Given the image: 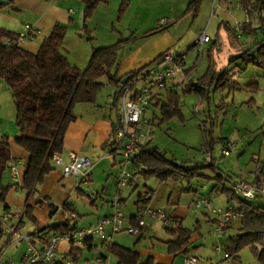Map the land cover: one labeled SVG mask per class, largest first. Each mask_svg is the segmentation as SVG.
Returning <instances> with one entry per match:
<instances>
[{
	"label": "crops",
	"instance_id": "0c3cea01",
	"mask_svg": "<svg viewBox=\"0 0 264 264\" xmlns=\"http://www.w3.org/2000/svg\"><path fill=\"white\" fill-rule=\"evenodd\" d=\"M123 1L124 0L121 1V4L123 3ZM127 1L129 2V5L126 13L121 20H118L119 11L117 15L114 14V6L112 5L111 0H109L108 3H101L98 5L93 16L88 20V27L90 29L91 36L93 37V41L91 43L88 40L86 43L85 41H83L85 37L88 39V35L83 31V25L80 24V15L82 11L85 12V4L82 0H16L13 5L5 4V6L0 8V27L19 34L20 40L18 41V44L25 50L36 54L40 50L43 41L51 35L54 26L57 23H61L67 26V33L60 50L72 64L79 67L81 64L78 61H82V63H87L88 65L94 47L115 45L122 41V44L118 47L117 50V61L111 69L112 73H116L118 77H121L133 70L142 67L149 68L154 65L157 60H159L163 52L171 51L170 49L172 47L180 43L182 37L181 35H183V32L180 34L175 33L173 31L174 27H168L165 22L164 24L161 23L164 29L155 34L149 36L146 35V33L151 29L134 31L132 30L131 32L127 31L128 35H125L126 37L122 38V31L127 27V24H125V18L132 5H134L133 0ZM222 6L223 8H226V5L223 4ZM226 23L230 28L231 24L228 22ZM26 25H30V29H27ZM218 37L219 33H217L213 38L215 40H218ZM100 40H105L106 43L99 44ZM83 43L87 45H83ZM211 48L213 47L209 46V49ZM199 58L200 55L196 57V61ZM201 58L203 57L201 56ZM187 65L188 64L186 57L185 64L182 68V72L186 75L193 70H191V66L190 68H186ZM176 77L171 80V82L169 81L168 84L170 88H173L177 91V85L182 83L184 86V84L186 83V78L183 79V82H178L176 80ZM257 85L259 86L258 83ZM6 86L7 84L3 80H0V137L6 136L8 138L11 146L12 157H16L21 161L20 171L23 180L30 155L16 143V139L21 136V132L19 130L17 131V129H13L9 132V130H6L4 128V125L7 122L12 124V122L16 119V107L14 111L8 103V97H3V95L7 94L8 92L7 88L9 87ZM114 90L115 87H112V89L106 94L105 97L102 96V94L101 96L98 95L96 102L93 104L79 103L76 105V120L69 126L67 130L64 138L63 152L61 153L65 160L68 159V154L70 152L84 154L93 159L95 165L92 169V177L89 182L98 179L97 182L101 185L99 191L96 190L98 192V198L91 199L92 205L96 209L95 212H92L93 216L91 217V219L85 221V223L83 222L84 219L82 215L76 210L73 203H69V198L65 199V194L67 193L69 188L70 190L74 188V190H78L81 192H84V190L81 186L76 187L74 178L63 177L61 168L53 165V170H51L45 176L43 183L38 186L33 195L31 207L34 219H30L34 222V226L29 231H25L24 228L27 224L25 220L27 216H24L26 192L22 188V185L13 186L10 174L7 171L5 182L10 183L12 185V189L9 191L5 203L0 204V215L7 212L11 217V224L14 225H17L22 219L23 226L19 229L21 232L30 234L37 230H42L47 226L53 224L52 221L57 219H60L59 223H63L65 222L64 213L66 212L75 213L76 217L72 218L70 221L77 228L96 223L102 218L112 214V201L106 200L107 210H104V206H100V204H98V199L100 197L102 200H104L105 197L110 195L116 182L115 180L117 165L115 164V160L116 158L118 159V157L114 158L113 156H111L110 149L113 124L116 119V105L114 104L113 100ZM161 97H163L161 100L163 101L165 98L164 95H162ZM158 101H154L151 105L160 107L159 105L155 104ZM12 102H14V100ZM222 140H224L225 142L229 141V139L227 138H223ZM13 144L15 145L13 146ZM261 162L262 160L259 159L256 168L251 171L252 178L247 179L248 181H253V178L256 175L257 168ZM216 168L220 170L217 166ZM220 172L223 173L221 170ZM205 174L213 176V174ZM229 178L230 184L228 187H230L231 183L238 180L231 178V176H229ZM135 180L136 177L125 187H132V185H136L137 187L138 184L134 183ZM206 181H208L209 183L212 182V187L209 193L205 190L204 194H200V189L194 187V185H192L191 183H189L188 185H183V181H179L181 182V188H179L181 192L186 191L190 193V191H192L196 194V196L192 200V206L196 207L195 201L202 196H207L211 198V200L213 199L212 202H215L214 204L216 205H213L216 208L225 209V207L227 208L228 206H233L235 207V209H241V204L239 202L237 204H232L229 199H227V204H225L224 207L220 191L221 187L214 188V181ZM20 189L22 199L17 198L19 197L17 192H19L18 190ZM134 189L135 188L131 190L135 191ZM132 191L130 192L129 197L133 194ZM145 191L146 189L142 193H140L139 196ZM153 191L154 195L146 204V208L164 209L171 219L170 223L166 224L161 220L146 217V224L141 229V233L134 234L137 235V239H135L134 243L133 241L130 243L126 242L125 240H121L120 238H118V236H116V233H112L111 226H108L106 237L100 236L101 243L97 242L94 237L87 239L82 245L78 246L71 245L66 241H62L59 245L60 250L67 253H72L73 250L77 248L81 249L80 257L85 258L87 263L89 264L94 263L89 262L90 258L86 257V254L91 255V258L96 259V262L98 258H101L103 260L102 264H118V257L111 253L109 244L107 243L108 237H110L109 239L111 243L119 244L126 248L138 251L140 254V264H144L149 257H153L156 264H184L186 257H196L197 264H199L200 256L198 255L197 251L199 248H202L204 244L202 235L200 231H198L197 224L194 228H191L187 224H185L190 215L191 205L181 206L179 204V199L173 201L171 195L166 201L167 206H170V210L164 208L163 206H154L153 198L156 195V191ZM119 199L121 201V207L126 208L129 201L128 198L122 196V191L119 194ZM136 201L137 200H135L134 202L133 209L129 212H124L122 210L127 223L131 225H135L132 222V217L139 215L138 205L136 204ZM251 201L255 206L264 207V196L257 197L255 199H252ZM64 204L67 205V208L63 207ZM15 205L20 207L21 212L16 213L14 211L13 207ZM204 210L206 211L204 212L205 216L212 220L211 222L214 225H217L219 215L214 211L206 209ZM209 212H212L214 214V218L210 215ZM16 215H18L19 217ZM79 217L81 218V224L79 223ZM176 220L183 221L184 225L192 231V235L190 244L187 248V252L173 255L168 252V246L166 244V241L172 239L173 237L168 233V236L164 237L162 235V232L163 230L166 231L167 227H173ZM196 223H198L200 226L202 225L201 219L199 217H197ZM241 232V218H234L228 223L224 233H222L227 243L226 253L230 254V256L226 257L225 259L232 258L233 260H237V257L241 259V252L235 253L231 248V240L241 234ZM148 237L150 239V242L147 241ZM6 241L7 239L4 238L0 243V249L4 252L2 264H7L8 261H12L13 264H17V261L20 260L21 253L26 249L27 245L25 242H21L14 245L15 247L12 246L7 248L5 246ZM35 241L37 243H41L40 239L37 240L35 238ZM154 241H156V243ZM147 242L149 243V245H147ZM80 257L75 264H83L82 261H80ZM96 264L99 263L97 262ZM251 264L261 263L257 260Z\"/></svg>",
	"mask_w": 264,
	"mask_h": 264
},
{
	"label": "trees",
	"instance_id": "16d2710c",
	"mask_svg": "<svg viewBox=\"0 0 264 264\" xmlns=\"http://www.w3.org/2000/svg\"><path fill=\"white\" fill-rule=\"evenodd\" d=\"M7 1L8 5H13L16 0ZM82 1L85 4L83 31L88 35V41L92 42L93 37L88 27V20L93 16L99 4L108 3L109 0ZM200 2L201 0H192L190 5L198 6ZM128 5L129 2L124 0L119 8L118 20L122 19ZM3 6L5 4H0V8ZM250 8L251 14L259 15L260 20L264 22V0H256ZM225 25L229 27L227 23ZM244 27L246 30H254L251 23L245 24ZM162 29H164L163 26L156 27L148 31L146 35L155 34ZM66 33L67 26L57 23L51 35L43 41L38 53L33 54L18 44L19 34L0 27V80H3L10 88L16 107L15 120L21 132L16 143L30 155L22 188L26 192L24 216L32 219H34L31 207L33 195L38 186L43 183L45 176L53 170L52 157L54 154L63 152L67 130L76 120V105L95 103L100 91L105 87L103 81L105 77L116 90H120L146 68L133 70L121 77L111 72L117 61V50L122 41L115 45L94 47L91 59L85 68L74 65L60 50ZM7 39L13 42L8 43ZM239 58L243 60L245 66L249 63L264 66V43L258 42L242 51ZM126 78L127 80H125ZM184 86L187 92L196 93L201 100H210L213 93L225 89H236L239 84L231 79L226 70L217 69L210 64L203 76L197 80H189ZM249 86L253 89L258 87L257 83H251ZM162 95L165 97L163 101H161ZM153 99L160 100L155 104L161 108L162 122L176 116L183 118L180 96L173 88L168 87L159 94V97L155 96ZM116 100L115 96V105ZM202 122L205 137L204 147L210 155V160L199 163L195 167L186 168L183 163L178 164L176 159L168 158L150 141L151 151L144 150L140 154L143 167L138 175L145 178L156 176L162 182L168 180L190 182L195 177H204L209 181H214V188L221 187V193H225L230 201L237 199L241 204L242 232L231 240L232 250L239 253L243 248L250 247L256 259L264 264V207L255 206L251 200L236 197L231 188L226 185L227 177L216 168V159L212 154L215 143L212 130L207 129L206 118ZM211 125L213 126V123ZM216 141L225 144L222 139ZM11 158L12 151L8 138L2 136L0 137V204L5 203L9 191L12 189V185L5 182L8 171L7 163ZM205 169L213 170V176L203 173ZM252 182L258 185L264 184V161L259 164ZM153 195L154 191L149 188L139 196L136 201L139 215L132 217L133 224L137 225L141 214L146 209V204ZM63 207L67 208V205L64 204ZM10 221L0 220V243L5 237H9L7 232L9 225H13L18 231L23 226L22 219L17 225L11 224ZM75 228L77 227L70 220H66L63 223L51 224L38 231L46 233ZM166 231L173 237L166 241L168 252L173 255L186 253L192 231L183 224V221L176 220L175 225L167 227ZM109 249L112 254L118 257V264H140V254L136 250L115 243H111ZM70 254L76 263L81 256V249L77 248ZM144 264L156 263L153 257H149Z\"/></svg>",
	"mask_w": 264,
	"mask_h": 264
},
{
	"label": "rangeland",
	"instance_id": "374dc122",
	"mask_svg": "<svg viewBox=\"0 0 264 264\" xmlns=\"http://www.w3.org/2000/svg\"><path fill=\"white\" fill-rule=\"evenodd\" d=\"M111 1L114 6V14L117 15L122 0ZM133 1L134 5H132L125 18L127 27L122 31V38L128 35L127 31L146 30L162 26V19H166L165 24L168 27H174L173 31L175 33L180 34L183 32L180 43L170 50L174 53L188 51V65L186 68L191 66V70H193L187 75L181 70L176 77L178 82H183L184 78H186V82L191 79L197 80L206 73L210 64H212L217 69L226 70L231 79L239 84L236 89L217 91L211 95L210 100L201 101L196 93L187 92L185 86L180 83L177 85V92L180 96L183 118L176 116L162 122L161 108L151 105L147 109L146 117L153 119L154 123L148 125L146 139L148 141L151 140L152 145H155L161 152L165 153L168 158L176 159L177 162L183 163L186 168L195 166L198 163L207 161V157L210 156L204 147L205 137L202 128V121L206 118L207 129L212 130V137L215 139L212 154L216 159V166L227 177L226 185L229 186L230 184L229 176L233 179H251V171L256 168L258 160L264 161V66H257L253 63L245 66L242 59L232 60V57L249 49L258 42L264 43V22L260 20L259 15L253 14L251 25L254 30L245 29L244 33L238 36L233 31L234 24L236 21L243 20L245 13L236 11L234 14H230L222 5H218L214 11L212 0H201L198 6L195 4L190 5L192 0ZM226 22L231 24L230 28L225 25ZM205 28L208 34L213 37L219 33L218 41L221 44V48L216 49L213 47L209 49L207 47L201 55L203 58L200 56L196 61L198 53L191 46ZM87 40L85 37L83 41L86 43ZM85 43L83 45H87ZM103 43H106V41H99V44ZM78 62L81 64H79L80 67L85 68L87 66V63ZM103 81L105 82V87L100 91L99 96L102 94L105 97L113 85L108 82L106 77ZM254 82L259 84L256 89L249 86ZM7 89L8 92L3 97H8V103L15 111L11 90L10 88ZM211 123H213V126ZM4 128L9 130V132L13 129L19 130L16 120L12 124L7 122ZM223 138H227L231 143H234L228 156H223V145L220 141H216ZM203 172L214 173L211 169H205ZM206 180L208 179L204 177H195L190 182L184 180L182 183L183 185L191 183L194 187L200 189V194H204L205 190L209 193L212 187V182L209 183ZM97 181L98 179H95V181L83 183L81 187L84 192L74 190V188L71 191L69 188L65 194V199L69 198V203L75 205L76 210L82 215L84 223L91 219L93 216L92 212L96 211L92 205L89 193L92 190L99 191L101 185ZM134 183H137L138 186L132 185V187L129 186L122 189V196L128 198L129 201L126 208L121 207L124 212L132 210L139 194L149 188L156 191V195L153 198L154 206H163L170 210V206H167L166 201L171 195L173 201L179 199L181 206L191 205L190 215L185 224L191 228H194L197 224L198 231L202 235L204 244L197 251L200 256L199 264H251L257 261L250 247H245L241 250V259L239 260L225 259L227 243L224 235L216 231V225L205 216L204 212L206 211L204 209L192 206V200L196 194L192 191L190 193L181 192L179 189L181 188V182L175 183L173 180L162 182L156 176L145 178L142 175H136ZM133 188H135V191L131 190ZM18 191L19 197H17V193L16 197L22 199L21 189ZM131 191L133 194L129 197ZM117 193V188L114 185L112 192L104 200L99 197L98 204L104 206V210H107L106 200L113 201ZM221 197L225 207L228 196L225 193H221ZM238 202L237 199L231 200L232 204H237ZM13 208L16 213L21 212L20 207L17 205ZM209 213L214 218V214L212 212ZM197 217L201 219V226L196 223ZM80 219L79 217V221ZM25 220L27 224L26 227L24 226V230L29 231L34 226V222L28 217ZM59 222L60 219L52 221L53 224H58ZM79 223L81 224L82 222L80 221ZM162 235L164 237L168 236L165 230H163ZM116 236L130 243L132 241L134 243L135 239H137V235L129 234L127 231L116 233ZM5 238L7 239V237ZM94 238L101 243L100 236L95 235ZM147 239L150 242L149 237ZM148 242L147 245H149ZM154 242L156 243V241ZM24 252L25 250L21 253L17 264H33L23 261ZM85 256L90 258L89 262L97 263L96 259L91 258V255L86 254ZM80 261L83 264H89L85 258L80 257Z\"/></svg>",
	"mask_w": 264,
	"mask_h": 264
},
{
	"label": "built area",
	"instance_id": "2783aa9c",
	"mask_svg": "<svg viewBox=\"0 0 264 264\" xmlns=\"http://www.w3.org/2000/svg\"><path fill=\"white\" fill-rule=\"evenodd\" d=\"M255 1L213 0V9L215 11L218 5L224 4L226 5L227 12L230 14H234L236 11L244 12L245 18L236 21L233 29L240 36L245 31L244 25L252 22L250 6ZM165 22L166 19L161 20L162 24ZM26 28L30 29V25H26ZM7 42L11 43L13 41L7 39ZM210 45L216 49L221 48L220 42L209 35L205 28L193 43L192 48L201 56ZM187 54L188 51H183L182 53L163 52L154 65L141 71L124 88L120 90L115 89L113 92V100L115 96L117 100L116 119L113 124L110 149L111 156L114 158L118 157L115 160V164L117 165L115 185L118 193L112 201V214L88 226L65 231L39 233L37 230L27 234L16 230L13 225H9L7 228L9 237L5 244L7 248L25 242L27 246L23 254V261L33 264H75L70 253L60 250L59 245L62 241H66L71 245H82L87 239L95 235L106 237L108 226H111L113 234L122 231H127L130 234H139L146 224V217L161 220L166 224L171 222L170 217L164 209L146 208L141 214L137 225L127 223L121 209L119 194L140 173L143 167L140 154L144 150L151 151L152 149L151 140L148 141L146 135L148 125L153 124L154 121L146 117V111L155 101L153 98L155 96L159 97V94L169 87V81L173 80L182 70ZM233 146L234 143L230 141L225 142L222 149L223 156H228ZM207 160H210V156L207 157ZM20 164L21 161L16 157H12L7 163V170L13 186L22 185ZM52 164L61 168L63 177L74 178L76 187H80L83 183L91 180L92 169L95 165L91 157L75 152H70L67 160L63 158L61 153L54 154ZM230 188L233 194L239 198L252 200L264 196V184L258 185L243 178L231 183ZM89 197L97 199L98 192L92 190L89 193ZM195 205L198 208L214 211L219 215L216 231L220 234L224 233L228 223L232 219L243 216V213L233 206H228L225 209L214 207L211 198L207 196L197 199ZM75 217L74 212L64 213L65 221ZM0 220L9 222V214L3 213L0 215ZM35 238L37 240L40 239L41 243H37ZM109 238L107 243L110 245L111 241ZM225 256L228 257L230 254L226 253ZM3 258L4 252L2 250L0 251V264L3 262ZM97 262L102 264L103 260L98 258ZM7 264H13V262L8 261ZM184 264H197V259L196 257H186Z\"/></svg>",
	"mask_w": 264,
	"mask_h": 264
},
{
	"label": "water",
	"instance_id": "95a60500",
	"mask_svg": "<svg viewBox=\"0 0 264 264\" xmlns=\"http://www.w3.org/2000/svg\"><path fill=\"white\" fill-rule=\"evenodd\" d=\"M7 3H8L7 0H0V4H7ZM84 14H85V12L82 11V13H81V15H80V24H81V25H83V22H84ZM263 35H264V30H263ZM124 37H126V36H124ZM240 56H241V53L236 54V55H234V56L232 57V60L237 59V58H239ZM125 80H127V78H126ZM125 80H124V81H125ZM177 163H178V164H181V162H177Z\"/></svg>",
	"mask_w": 264,
	"mask_h": 264
}]
</instances>
